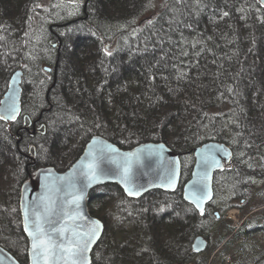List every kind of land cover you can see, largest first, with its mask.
I'll list each match as a JSON object with an SVG mask.
<instances>
[{"label": "trees", "instance_id": "1", "mask_svg": "<svg viewBox=\"0 0 264 264\" xmlns=\"http://www.w3.org/2000/svg\"><path fill=\"white\" fill-rule=\"evenodd\" d=\"M58 10L48 0H0L2 83L7 90L12 73L25 70L23 114L42 127L37 135L25 133L17 151L9 147L16 144L11 133L29 117L22 115L10 127L0 120V143L8 146L0 148V244L29 264L20 212L27 168L64 171L95 135L123 149L164 142L182 162L195 147L215 140L234 150L225 170L237 183V194L250 202L243 223L237 227L225 219L210 230L208 210L184 214L185 206L192 207L184 203V176L174 193H149L164 195L155 207L160 215H154L151 236L138 230L132 235L137 244L127 250L125 236L107 243L105 232L92 253L93 264H183L196 257L202 264H219L212 253L236 260L235 250L245 264H264V184L256 187L252 179H264L261 1L86 0L79 16L51 23ZM31 159L35 164L27 167ZM245 159L259 161L249 168ZM115 191L124 207L112 196ZM141 201L107 184L92 191L89 209L108 230L119 216L133 227L136 216L148 211ZM258 234L261 243L254 241ZM199 235L209 238V255L193 251Z\"/></svg>", "mask_w": 264, "mask_h": 264}, {"label": "water", "instance_id": "2", "mask_svg": "<svg viewBox=\"0 0 264 264\" xmlns=\"http://www.w3.org/2000/svg\"><path fill=\"white\" fill-rule=\"evenodd\" d=\"M260 1L264 5V0ZM45 69L50 71L52 68L46 66ZM24 76L25 70L19 68L10 77L8 89L1 101L4 104H14L16 111L14 118L12 114L0 111V115L6 117L1 119L3 121H15L22 114ZM2 107L3 105H0V108ZM189 153L195 155L196 161L191 178L183 186V199L196 211L205 213L216 199V173L232 162L234 150L227 143L211 140L195 147ZM92 163L96 165L95 176L89 169V164ZM125 167H129L127 174L124 172ZM173 173L174 183L171 182ZM181 180L182 155L166 143L150 141L131 149H123L102 135L93 136L86 144L82 155L68 169L60 171L54 166L41 167L24 183L20 212L22 227L29 240V264H44L32 249L31 233L36 231L37 215L40 216L44 228L57 242L61 238L50 232L52 225L49 221L55 222V227L69 229L65 233V240L72 238L73 234L87 239V234L97 227L95 222H98L96 238L86 254L89 264H93L92 253L106 231L105 221L94 216L89 209L93 190L103 185L116 184L128 197L141 199L155 190L176 192ZM197 182L201 191H197ZM129 190L133 194L130 195ZM208 245V237L199 235L194 239L192 248L193 251L202 253ZM0 264L22 263L0 244ZM50 264H64V261L53 260Z\"/></svg>", "mask_w": 264, "mask_h": 264}, {"label": "rangeland", "instance_id": "3", "mask_svg": "<svg viewBox=\"0 0 264 264\" xmlns=\"http://www.w3.org/2000/svg\"><path fill=\"white\" fill-rule=\"evenodd\" d=\"M53 2L54 5L56 7H58V16L57 18L51 20V23L53 22H62V21H67L69 19L75 18L77 16H79L82 12H83V7L84 4L86 2V0H48V2ZM45 36H47V32L46 30L42 32V35L40 36V39L45 38ZM31 62L33 61V58H31ZM3 82V78L0 75V101L2 99V97L4 96V93L6 92V88H5V83ZM241 155V154H240ZM196 158L195 155L193 153L187 155V157L185 158V161L182 162V177L186 176L187 179L186 181H188L191 178V174L194 168V164H195ZM259 159H256V161L258 163ZM244 162L249 163L248 167L251 168L252 164L254 163L252 161V159H245ZM184 166L186 168V170H184ZM15 169L13 170V175H14ZM253 178V182L254 185L257 186H261L264 184V179H261L259 177H254ZM185 181V182H186ZM184 182V183H185ZM182 183V181H181ZM237 183L233 182V177L232 175H230V172L227 170H224L218 174H216L215 177V188H216V199L214 200L213 204L209 206L208 211H209V215L210 217V230L213 229H217L219 227L220 221L222 220H236L235 218L238 219L239 213H240V217L242 218L240 221L237 222V224L240 226L245 217H243L244 215V210L245 208H247L250 204V202H247V198L240 196L237 194V187H236ZM165 192V191H163ZM170 193V192H167ZM172 193V192H171ZM174 193V192H173ZM112 196L114 197L115 201L117 199L118 200V205H120L121 207H124L123 204V197H121L120 193L115 191ZM163 198L164 195L161 193H155V194H147L146 196H144L143 198H141V205L143 206H148V211L146 213L143 212L142 215H139V217L135 218V222L133 224V227L128 226L123 224L121 219L122 217L119 216L116 221L114 223H112V227L107 231H106V235H105V240L107 243L113 241L114 238L119 237V236H125L124 237V241L123 243L127 246V250L128 248H130L133 244H137V242L135 240L132 239V235L136 234L138 230L142 231H146L147 230V236H151L152 235V231H153V219L155 218L154 215H156L158 217V215H160V213L155 210V207L160 205L161 201L163 202ZM128 202H125V205ZM186 203V202H184ZM190 205V204H189ZM232 205V206H229ZM108 206V205H107ZM106 206V207H107ZM192 206V205H190ZM164 207V206H162ZM165 208V207H164ZM171 208H175V204L172 205ZM196 210L193 206L192 207H188L185 206V212H183L184 214L187 212H191L193 210ZM165 210H168L167 208L164 209V212H167ZM236 211L238 213V215H236L235 213H231L232 211ZM216 212L219 213V217L216 218ZM126 213V212H125ZM122 215L125 217V214L122 212H119L118 215ZM127 215V214H126ZM128 216V215H127ZM235 217V218H234ZM100 218V217H99ZM233 218V219H232ZM103 220V219H102ZM218 220V221H217ZM234 222V221H233ZM144 231V232H145ZM150 231V232H148ZM143 232V233H144ZM142 233V234H143ZM141 234V233H140ZM257 239L254 240L256 243L257 242H262L263 237L258 234L257 235ZM124 246V245H123ZM126 250V251H127ZM125 251V252H126ZM235 252L237 253V257L236 260H233L232 257H230L229 255H223L220 252L218 253H212L211 254V259L214 258V261H220L219 264H245L248 263L247 261H244V255L242 254V252H239L237 250H235ZM210 254V247H208V249H206L204 252L200 253L199 257L202 256H206ZM249 255H252L249 253ZM198 257L194 258L193 262H197ZM222 261V262H221ZM198 264H202L197 262Z\"/></svg>", "mask_w": 264, "mask_h": 264}, {"label": "snow or ice", "instance_id": "4", "mask_svg": "<svg viewBox=\"0 0 264 264\" xmlns=\"http://www.w3.org/2000/svg\"><path fill=\"white\" fill-rule=\"evenodd\" d=\"M224 15H227V13H224ZM0 105H3V107L0 108V111L8 112L12 114V118H14V113L16 111L14 104H4L3 101H0ZM0 119H6V117L4 115H0ZM131 155L132 154H129V156ZM129 167L124 168L125 174L129 171ZM95 168V163L89 164V169L92 170L93 176L96 174ZM174 176L175 173H173L172 183L175 182ZM197 191H201L199 182H197ZM129 194H133L131 190H129ZM197 206L199 207V203ZM40 219V216L37 215V223L35 226L36 231L31 233L33 236L32 249L33 253L37 257L41 258L44 264H50L53 260H63L64 264H89L86 254L89 251L90 244L96 238L97 229L99 227L98 222H95L97 227L92 229L87 234V239L81 238L78 234H73L72 238L65 240V233L68 232L69 229L66 227H55V222L49 221V224L52 225L50 232L52 234H57L61 238L60 241L57 242V240H54L52 235L49 234V231L44 228ZM45 219H47V217H45Z\"/></svg>", "mask_w": 264, "mask_h": 264}, {"label": "flooded vegetation", "instance_id": "5", "mask_svg": "<svg viewBox=\"0 0 264 264\" xmlns=\"http://www.w3.org/2000/svg\"><path fill=\"white\" fill-rule=\"evenodd\" d=\"M5 94V93H4ZM22 115H24V117L25 118H28V120L27 121H25L24 122V124L22 125V122H21V124H20V126L18 127V128H16L15 129V134L14 133H11L12 135H14V137H15V139H16V144L13 146V144H10L9 145V147L10 148H12V149H16L17 151H20V149L22 148V143L24 142V139H25V133H28L29 135H37V134H39L38 132H41L40 131V129L42 128V127H40V128H36V123H37V121H33V119H32V117H31V115L29 116L28 114H23V111H22V114L19 116V118L17 119V120H15V121H12V122H6V121H3V120H1V121H3V122H5V123H7L8 124V126L10 127L13 123H18L19 121V119L21 118V116ZM45 124H42V126H44ZM47 129V128H46ZM44 134L46 133L45 131L43 132ZM24 147L25 148H28L29 150H32V147H33V145H27V144H24ZM0 148L1 149H3V148H8V146L7 145H5V144H2V143H0ZM28 157H29V155H28ZM29 158H32V156H30ZM33 164H35V162L34 161H32V159H31V161L28 163V165H27V167H32V165ZM41 167H39V168H37L35 171H34V173L33 172H30V170H29V168H27L28 169V173H29V175H28V179L27 180H25L23 183H22V185H21V191H22V187H23V185H24V183L26 182V181H28L29 179H30V177H31V175H35L36 174V172L40 169ZM226 169V167L223 169V170H221L220 172H222V171H224ZM219 172V171H218ZM217 172V173H218ZM219 172V173H220ZM216 177V176H215ZM104 186V185H103ZM101 187V186H100ZM98 188V187H97ZM215 190H216V188H215ZM127 196V195H126ZM128 197V196H127ZM130 198V197H129ZM20 199H21V193H20ZM131 199H133V198H131ZM135 200H138V199H135ZM214 202V201H213ZM212 202V203H213ZM216 214V216L217 217H219L220 215H218V212H216L215 213ZM106 230H107V226H106ZM106 232V231H105ZM105 234V233H104ZM209 239V238H208ZM195 252V251H194ZM197 253V252H196ZM190 263H194V264H198L197 262L195 263V262H193V260H189V261H187V262H185V263H183V264H190ZM174 264H178V263H174Z\"/></svg>", "mask_w": 264, "mask_h": 264}, {"label": "built area", "instance_id": "6", "mask_svg": "<svg viewBox=\"0 0 264 264\" xmlns=\"http://www.w3.org/2000/svg\"><path fill=\"white\" fill-rule=\"evenodd\" d=\"M231 213H235L236 215H238V213H237L236 211H234V210H233ZM234 218H235V217H234ZM232 219H233V218H232ZM235 219H236V220H234V219H233V220H234V222L237 224V222L240 221V213H239L238 219H237V218H235Z\"/></svg>", "mask_w": 264, "mask_h": 264}]
</instances>
